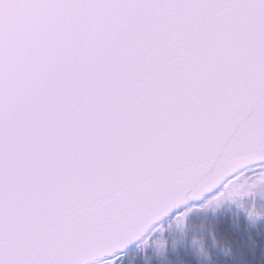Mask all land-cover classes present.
<instances>
[{"label": "snow or ice", "instance_id": "obj_1", "mask_svg": "<svg viewBox=\"0 0 264 264\" xmlns=\"http://www.w3.org/2000/svg\"><path fill=\"white\" fill-rule=\"evenodd\" d=\"M261 180L264 0H0V264H118Z\"/></svg>", "mask_w": 264, "mask_h": 264}, {"label": "trees", "instance_id": "obj_2", "mask_svg": "<svg viewBox=\"0 0 264 264\" xmlns=\"http://www.w3.org/2000/svg\"><path fill=\"white\" fill-rule=\"evenodd\" d=\"M250 204L225 198L218 205L193 206L182 224L165 223L150 245L129 252L118 264H200L192 246L210 254L201 264H264V218L250 222L245 210ZM255 206L259 215L264 198L257 196ZM229 245L231 253L225 255L221 249Z\"/></svg>", "mask_w": 264, "mask_h": 264}, {"label": "water", "instance_id": "obj_3", "mask_svg": "<svg viewBox=\"0 0 264 264\" xmlns=\"http://www.w3.org/2000/svg\"><path fill=\"white\" fill-rule=\"evenodd\" d=\"M207 198H209L208 195H206L203 199L201 200H192V201H189L186 205L182 206V208L180 209L181 211H184L186 210L187 208H189L190 206L192 205H198V204H201L204 202V200H206ZM173 216H175V213H172L170 216H167L165 218H163L161 221H160V224L162 225L163 223H165L166 221L170 220ZM158 231H156L153 235H155ZM152 235V236H153ZM151 236V238H152ZM141 244L140 242H134L132 244H130L129 246H127L124 250H123V253L121 255V258L120 260L125 256V254H127L128 252H130L131 250L135 249V248H140ZM120 260L118 261V263L120 262Z\"/></svg>", "mask_w": 264, "mask_h": 264}, {"label": "clouds", "instance_id": "obj_4", "mask_svg": "<svg viewBox=\"0 0 264 264\" xmlns=\"http://www.w3.org/2000/svg\"><path fill=\"white\" fill-rule=\"evenodd\" d=\"M260 218H264V211H261L260 214L258 215L257 210H256L252 215H249V220L252 223H255V221L257 219H260ZM192 248H193L195 254L200 258V264H201L202 260H204V259L210 260V254L209 253L206 254L204 249H202L200 247H195V246H192ZM221 251H223L225 253V255H228L231 253V246L229 245L226 248H222Z\"/></svg>", "mask_w": 264, "mask_h": 264}, {"label": "rangeland", "instance_id": "obj_5", "mask_svg": "<svg viewBox=\"0 0 264 264\" xmlns=\"http://www.w3.org/2000/svg\"><path fill=\"white\" fill-rule=\"evenodd\" d=\"M257 187L261 191V192L259 191L260 193H264V180L259 181L257 184ZM247 189H248L247 182H242L240 185L237 186L236 191L240 192V193H244L247 191ZM256 190H257V188H256ZM226 199H228V198H226ZM229 200H232V199H229ZM160 233L161 232L158 231L156 234H160Z\"/></svg>", "mask_w": 264, "mask_h": 264}]
</instances>
